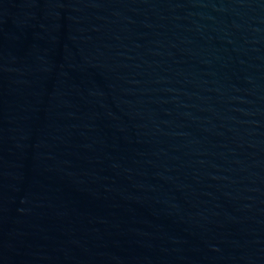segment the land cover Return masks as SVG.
<instances>
[{
    "label": "water",
    "instance_id": "95a60500",
    "mask_svg": "<svg viewBox=\"0 0 264 264\" xmlns=\"http://www.w3.org/2000/svg\"><path fill=\"white\" fill-rule=\"evenodd\" d=\"M0 264H264V0H0Z\"/></svg>",
    "mask_w": 264,
    "mask_h": 264
}]
</instances>
